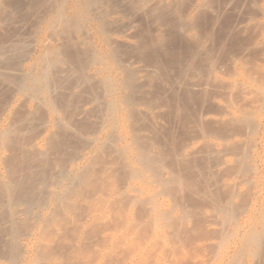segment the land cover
Here are the masks:
<instances>
[{
	"label": "rangeland",
	"instance_id": "374dc122",
	"mask_svg": "<svg viewBox=\"0 0 264 264\" xmlns=\"http://www.w3.org/2000/svg\"><path fill=\"white\" fill-rule=\"evenodd\" d=\"M105 1L103 0V3L110 5L108 6L110 11L109 14L104 13L109 17L105 18L104 15L102 22L106 24L103 28L105 29V26L106 29L108 28V31L104 30L108 34L101 32L95 26L97 23L90 19L88 29L83 30L85 37L77 32L74 38L83 42L80 43L81 49L88 47L89 50H94V53L101 50L100 53L107 54V60L112 58V52L108 53V51L117 50V46L119 51L121 47L125 48L122 49L124 53L127 52L131 56L122 53V50L120 51L122 54L119 53L122 57L118 56L123 62L126 61L124 63L130 64V66L122 65L125 71L119 65L121 61L119 58H116L119 63L116 59L115 61L114 59L109 60V65L105 63L107 68L112 67L109 68L111 71L106 69L105 61L99 59L103 61V64H99L98 59H92L93 63L97 61L95 65L92 62L90 64V60L84 64L86 71L82 72L84 76L81 75L87 80L84 79V81L82 77L79 78L80 75L76 76L77 72L74 70L72 72L68 64L60 62V64L56 63V66L55 64L48 66L50 70L46 69L48 75L44 71L49 79L47 81V77L45 78L48 83L44 81V87L46 86L45 89L48 90L50 96L48 93H45L48 96L40 93L35 95L32 92H28V95L27 92L25 95V92H20V94L15 85L8 87L6 92L8 107L12 113L11 118L21 127L17 125L19 130L21 129L20 137L23 136L25 143L39 145L38 149L45 152L46 159L51 156L47 161L50 163L52 172L58 171L59 166L69 168L71 165L82 162L90 152L94 154L95 148H99L102 141L107 143L110 140L107 138L112 133L115 134H112L113 138L119 137L117 141L113 139V143H116L111 146L112 148L116 145L120 149V144L128 146L123 148L121 145L123 152L131 156L126 157L122 153L120 156L126 158L119 157L120 162L128 164L126 159L129 158L128 162L132 164L130 166L128 164L127 169L130 167L132 170L134 167L139 177L134 175L135 178H131L126 172L127 178L122 176L124 171L120 172L122 175L117 172L119 173L118 178L123 177L118 181V188L121 186L122 190L119 193L121 195L124 191L122 188H125V195L135 197L131 204H135V199H141L139 201L141 203L137 202L139 205L136 204L135 207L128 205L127 210L124 211L126 216H123L126 221L119 217L118 212L123 201L119 202L118 208L114 205L109 209H103L104 211L100 209L98 214L96 212L98 216L106 213L104 215L107 219L104 218L103 223L108 220L112 222V218L118 219L117 223L121 220L125 221L123 226L120 223L118 232L102 231L101 235L112 236L108 240L112 243L98 248L100 252L96 264L99 262L105 264L103 261L106 254L116 251L118 244L116 247L112 246L116 245L115 241L120 236H122L119 239L121 241H118L121 242L122 248L121 253L117 251L119 258L116 257L117 254L115 256L111 254L113 258H118V262L125 256L124 254L120 258L122 249L127 246V243L131 244L128 248L135 245L133 241L137 243L139 241L140 244L137 247L139 252L137 249L133 250L132 257L126 254L129 256H125L128 259H126V264H133V262L134 264H264V0ZM22 2L26 4L27 0H22ZM101 3L95 7L102 9L103 12L105 9L107 11V7L101 8L104 7ZM8 7L6 4L0 7V24L2 25L0 26V55H2L0 60L5 62L7 73L10 72L7 68L11 64L15 66L13 72H27L30 68L33 70V67L36 69V56L43 51L41 49L48 45L56 46L57 42L52 44L46 38L50 35L48 29L44 28V31L42 29L43 34L41 31L39 35L36 34L39 30L37 29L36 32V26L32 27L34 17L28 15L29 13L24 11L25 8L18 10ZM69 8L71 4L65 6V14L71 11L68 10ZM88 8L86 13L90 16L96 8L92 7V10ZM3 10L7 11L6 14ZM86 33L89 34H87L88 37ZM104 35L107 37L105 42L113 41L110 45L107 43L109 48L104 42L106 39ZM89 36L92 39L87 44L91 47L84 46L87 45L85 41H88ZM47 41L50 44H46ZM134 45L141 50L135 51ZM2 46H4L3 49ZM54 46L52 48H55ZM4 49L8 54L3 52ZM7 49H10L9 52ZM154 57L156 61L153 60ZM111 61L118 64L111 63ZM132 62L134 64H131ZM64 63L65 66H63ZM98 69H102L101 75ZM69 70L71 73L67 75ZM107 71L111 76L114 73L117 75V79L113 76L115 83L119 86V96L125 95L124 97L128 98L131 93L134 99H132L133 104L124 102L127 107L121 102L117 123H115L118 127L115 126V130L113 129L117 131L116 133L110 131L106 123L108 122L105 116L107 115L106 105L103 104H106L105 101L110 98L105 90L104 92L99 89L102 88L99 83L102 79L100 77H105ZM131 72L134 76L132 83L134 84V80L136 85H139L135 87L134 84L137 90L126 88L127 86L123 84ZM72 73L75 75H71ZM121 75H124V78ZM97 81L99 84H96ZM70 82L73 86L68 85ZM76 82L78 83L75 84ZM117 82L123 84L124 87ZM97 89L99 91H96ZM93 90L99 93V97L101 93H106L107 98L103 95L106 99L104 97L101 98L102 100L99 99ZM136 91L137 95L134 96ZM33 94L35 98L37 97L35 102ZM29 95L33 99H30ZM131 97L128 98L130 101H132ZM44 100L45 103L42 102ZM100 103L103 104L100 105ZM133 108L138 111V114L133 113ZM21 119L24 122H21ZM119 133L121 137L117 135ZM135 136L140 138V143ZM51 137L52 140L49 141ZM120 139L122 141L118 143ZM49 145L52 146L49 147ZM110 145L107 146L110 147ZM107 146V149L102 148L106 155H102L105 157L109 154L107 156L109 159L113 156V159L117 160V153L113 155V150L110 153L111 148L108 149ZM96 152L100 153L101 150L100 152L96 150ZM47 153L51 154L47 155ZM137 157L141 158L137 160L138 162ZM153 158L158 163L154 167H160L159 169L151 167L154 165V163L150 164ZM50 160L54 163L52 164ZM112 164L111 167H113ZM122 181L125 182L122 184ZM134 188L137 190L136 193L138 189L140 193L134 192L133 194L131 189L134 190ZM115 195L109 194L106 199L110 202L109 200L114 198V201L110 203L117 205L118 199ZM126 203L123 202L124 205ZM153 208L154 211L156 209V214ZM149 209L151 211H148ZM157 209L163 212L162 217L160 211H158L160 214H157ZM109 210L113 211H111L113 213L111 219ZM122 212L123 209H121L120 216ZM114 213H118V218L114 217ZM156 215H160L158 216L160 218ZM148 218L150 221L147 220ZM127 220H131V223ZM112 224L109 225L112 226ZM130 224L131 227L135 224L133 225L136 226L135 230L129 228ZM128 230H131L130 233L127 232ZM136 234L139 238L142 235L143 238L137 241ZM21 238L20 241L23 243L24 239ZM155 242L160 246L153 244ZM110 258L109 260L112 259ZM124 259L119 263H125ZM113 260L110 264H113ZM117 261L114 264H118Z\"/></svg>",
	"mask_w": 264,
	"mask_h": 264
},
{
	"label": "bare ground",
	"instance_id": "6f19581e",
	"mask_svg": "<svg viewBox=\"0 0 264 264\" xmlns=\"http://www.w3.org/2000/svg\"><path fill=\"white\" fill-rule=\"evenodd\" d=\"M115 1H117V0H115ZM104 2H106V1L104 0ZM98 3H101V5L104 6L101 8L107 7V9H108V6H110L108 4L103 3V0H27L26 4H24L22 2V0H0V7H1V5L5 6V4H6L7 7L9 6L12 9H13V7L18 9V10L19 9L24 10V8H25L24 11L28 12L29 13L28 15H33V17H34V20L32 21L33 22L32 27L36 26V29H35L36 32H37V29L39 30L38 31L39 33H36V34L39 35L40 31L42 29L44 31V28L48 29L50 31V32L48 31L50 33V35H48L49 37L47 36L46 38H48L49 42L52 44H54V42L58 43V44L55 43L56 46L52 45V47L54 46L55 48H52L49 45L48 46L45 45L46 47L45 48L43 47L41 49L43 51L40 53V55L36 56L37 59L35 57V59H36V61H35L36 67L35 68L36 69H34V67H33V70H31V68H30L29 69L30 71H27V72H24V71H22V72L14 71L13 72V70L15 69L14 68L15 66L13 67L12 64H11V66L9 64L10 67L7 69H10V70H8V72L10 71L11 73L10 72L7 73L6 66H4V65H6L5 62L3 60L2 61L0 60V264H96L98 262V253L100 252V251H98V248H103L104 246H106V244L109 243L108 240L110 239V237H112L111 235L105 236L106 234L101 235L102 231L107 232V230H108V232H109L111 230L112 232H118V230H120L119 227L121 226L120 223L123 226L125 224V221H126L125 217H123L126 213V212L124 213V211L127 210L129 204L131 206L133 205L131 203H133V200L135 197H133L132 195L131 196L125 195V193H124V191L126 190L125 188H122V189H124V191L120 195L119 192H121L122 190L120 188L121 186H119V188H118V184H119L118 181L120 178L123 179V177H125L126 174H128V176L130 175L131 178H135L134 175L138 176L139 174L137 175V173H138V172H136L137 169L136 170L133 169L134 167L132 168V170L130 167H129V169H127L128 167H126V166L128 164H129V166H130V164H132V162L131 163L128 162L129 158L126 159L127 160L126 163H128V164L124 163L125 164L124 165L123 163H121L123 161L120 162V158L122 157L120 155L122 153L125 154L126 157H128L129 155L131 156V154H129L127 156V154L125 152H123V148L128 147V146H126V144L124 146L122 144H120V149L117 148L116 145L113 146L114 148L111 147L114 143H116V142L113 143V139H115L117 141V139H119L118 136L116 138H113L114 136H112V134H113L112 133L111 135H109L110 137L107 138V139H110L109 141H107V143L102 141L101 146H99V148H97V147L95 148L94 154L90 152L89 155L87 157H85L82 162L76 163L73 166L71 165V167H69V168L58 165L59 166L58 171H53V172H55V173H53L51 171L52 168L50 167V163H49V161H47V159L49 160V157H51V156H49V157L47 156L48 158L46 159L45 152L38 149L39 145H37L36 143L30 144L28 141L27 142L29 144L25 143L23 136H22V138L20 137V130L21 129L19 130V128H18L20 126L18 125V122H14L12 120V118H11L12 113L9 110L10 107H8L9 103H8V99H7L8 97L6 95V92H7V88L12 87L13 85L16 86V89H17V91H19V93L25 92L24 95L26 94V92H27V95L31 92L35 93V95L37 93H40L42 95L45 93L46 94L48 93V95H49L48 90L45 89L46 86L44 87V81H46L48 79V77L46 76V74L49 70L48 66H53L54 64L56 66V63L60 64V62H61V64H62V62H65L72 69V72L74 70V72L78 73V74H76V76L80 75V77L78 76L79 78L82 77L81 76V75H83L82 72L86 71V69H84V67H85L84 64L87 61L89 62V60H90V64H91V62L92 63L94 62L93 61L94 59L95 60L96 59L103 60V61H105L104 65H106V69L111 71V69H109L111 66L107 68V64L109 65L108 61L112 60V59H114V61H115L116 58L117 59L119 57L121 58L122 56H119V53H120V55L122 53H124L123 50L125 48L121 47V50L123 49L122 51L120 50L122 52L121 53L118 49V46H117V50H116L115 47L113 45H111V47L113 46V49H115V50L108 51V53L112 52L111 53L112 58H111V56L110 57L108 56V58H111V59L107 60V54L100 53L101 50L98 53H96V52L94 53V50H89L88 47L86 49H85V47H83L84 49H81L80 48L81 42L79 41L80 39L76 40L74 38V34L77 32H79V34H82L85 37V35H84L85 33H83V30H85V28L88 29L90 19L97 23V25H95L94 23L93 24L95 26H97V28L101 32L106 29V26H105V29L103 28V26L106 24H103L102 18H104L103 17L105 15L104 13L109 14L108 12L110 10L108 9L106 11V9H105V12H103L102 9H99L98 7H97L98 8L97 9L95 6L98 5ZM70 4H71V8H69L68 10H71L70 11L71 13L67 10L68 13L65 14L64 10H66V9H64V8L67 5L70 6ZM116 6H117V4H116ZM88 7L90 8V10H92L91 9L92 7H94V9L96 8L95 11L90 13V16L88 15V13H86L87 12L86 9ZM12 9H11V11H12ZM3 12H4V10H3ZM6 12L7 11L5 10L4 14H6ZM24 14H26V13H24ZM106 17L108 18L109 16L105 15V18ZM30 23H31V19H30ZM119 23H121V22H119ZM116 25H117V23H116ZM0 26H2V25L0 24ZM118 26L116 28H118ZM102 28H103V30H102ZM89 29H92V28H89ZM92 30L89 31L90 34H91ZM107 31H104L105 35L108 34ZM118 32H120V31H118ZM41 34H43L42 31H41ZM87 34L88 33H86V37H88ZM105 35H104V37H105ZM99 36H100V34H99ZM90 37L91 36H89V38ZM89 38H88V41H85V40H83V41H85L87 44V42L89 43V41L92 39V38H90V39ZM105 38L106 39L104 40V42L107 41V37H105ZM148 39H149V37H148ZM111 41H110V43L113 42V41L112 42ZM139 41H142V40L139 39ZM49 42L47 41L46 44ZM100 43H101V41H100ZM107 43L108 42H105V44H107ZM110 43H108V44L110 45ZM108 44H107V47L109 48ZM88 45H89V47H91L90 44H87L84 46H88ZM100 46H102V45H100ZM104 46H103V48H105ZM150 46H151V44H150ZM3 47L4 46H2V49H3ZM135 48H136V46H135ZM9 50H8V52H9ZM15 50L17 51V49H15ZM96 50H99V49H96ZM137 50H141V49L136 48L135 51H137ZM128 51H129V48H128ZM133 51H134V49H133ZM3 52H6L5 49ZM126 53H124V54H126ZM128 55H130V54H128ZM1 56L2 55H0V57ZM58 57H60V58H58ZM126 57H128V56H126ZM120 58H119V60H121L120 63L118 62L119 60H117V59H116L117 60L116 62H118L119 65H121L120 67H122V69H123V66L128 65V63L127 64L124 63L126 61L123 62L122 59H120ZM154 59H155V57L153 58V60ZM100 60L98 61L99 64H101L103 62ZM106 60H107V62H106ZM127 60H129V59H127ZM151 61H152V59H151ZM154 61H156V60H154ZM154 61H152V63ZM96 62L93 64L95 65ZM112 62L113 61H111V63ZM116 62H113V63L115 64ZM122 62L124 64H122ZM133 62L131 64H134ZM65 63L63 66H65ZM105 63H107V64H105ZM118 63H116V64H118ZM87 64H88L87 67H89V63H87ZM93 64H92V66H93ZM155 64L157 65V63H155ZM7 65H8V63H7ZM57 66H59V65H57ZM114 66L116 67V65H114ZM114 66H113V68H114ZM128 66H130V64ZM155 68H156V66H155ZM46 69H48L47 72H46ZM65 69H67V68H65ZM83 69H84V71H83ZM125 69H126V67H125ZM101 70H99L100 75L102 72ZM120 70H118V71H120ZM154 70H153V72H154ZM44 71L46 72V74H44ZM92 72H94V71H92ZM13 73H14V75H13ZM69 73H71L70 70H69V72H67V75H69ZM95 74H97V72H95ZM106 74H105L106 75L105 77L101 76L100 77V78H102V79H100L101 81L100 82L97 81L96 84L100 83V87H102L103 89L102 88H99V89L102 91L105 90L107 95L110 98V100L107 99L108 101H105V102H107L106 104L100 103V105L101 104L106 105L105 106L106 109L102 107V109L106 110L107 115L104 114L105 116H107L106 118L108 120V122H106V123H108V127H109L108 129L110 131H114L115 126H117V125H115V123H117L116 120H117V115L119 113L121 102L123 103V105H124V102L127 104L128 103L133 104L134 99L131 97V95H132L131 93H130V96L128 95L129 93L127 95L129 97H131V100L133 99L132 101H130L128 99L129 97L128 98L124 97L125 96L124 94H123L124 95L123 97L119 96L120 95L119 89H118L119 86L114 81V76L116 78L117 75H114L115 74L114 73L113 74L114 76L112 75L113 76L112 77L111 75H109L108 71ZM126 74H127V72H126ZM148 74H146V75H148ZM44 75H45V77H44ZM71 75H73V73ZM74 75H75V73H74ZM128 75H127L125 82L123 84L125 85V87L127 86L126 88H132V90H134V89L137 90L136 88H134V84H135V87L136 86L138 87L139 85H136L134 80H133L134 84L132 83V78L134 77V76H132V72H131V74H128ZM88 76H90V74ZM92 76H93V73H92ZM121 77L124 78V75L123 76L121 75ZM139 77H141V76H139ZM45 78H46V80H45ZM82 79L84 80L85 78L82 77ZM82 79H80V80L82 81ZM90 80H91V78H90ZM90 80H88V81L90 82ZM47 81H46V83H48ZM121 81H124V80L121 79ZM50 82H51V80H50ZM118 82H119V79H118ZM77 83L78 82H76L75 84H77ZM49 84H47V85H49ZM81 84H82V82H81ZM123 84H119V85L124 87ZM138 84H140V83H138ZM68 85H71V82ZM71 86H73V83ZM97 86H99V85H97ZM99 89H97L96 91H99ZM121 89H122V87H121ZM122 90H124V89H122ZM127 90H129V89H127ZM93 91H92V94H93ZM96 91H94V92H96ZM89 92H91V91H89ZM106 93H104V94L101 93L102 95L100 94L101 97H99V95H98L99 93L97 94V92H96L97 97H99V99L104 97L103 95H105ZM145 93L146 92H144V94ZM42 95H41V97H42ZM48 95H46V96H48ZM93 95H94V97L96 96L95 94H93ZM121 95H122V93H121ZM135 95H137V91H136V93H134V96ZM141 96H140V98H141ZM33 97H34V94H33ZM105 97L107 98L106 95H105ZM29 98L33 99L32 97H30V95H29ZM36 98L34 97V99H33L34 102H35ZM95 99H96V97H95ZM46 100L48 101V99H46ZM9 101H11V100H9ZM42 102L45 103V100ZM50 103H52V102H50ZM50 103H48V104L50 105ZM48 104H47V106H48ZM125 107H127V106H125ZM99 109H101V108H99ZM130 110H127V111L130 112ZM104 111H103V113H104ZM134 112H137V114H138V111H135V109H134L133 113ZM98 113H99V110H98ZM129 115H131V113ZM132 115H134V114H132ZM104 120H105V118H104ZM21 122H24V121H22V119H21ZM120 123H122V122H120ZM17 125H18V127H17ZM62 126H63V123H62ZM62 126L60 128H62ZM116 132L117 131H114V133H116ZM109 133H111V132H109ZM113 135H115V134H113ZM117 135H120V133ZM120 137H121V135H120ZM122 137H123V135H122ZM136 138L139 139L138 143H140L139 142L140 138L138 136ZM124 139H126V138H124ZM133 139H134V137H133ZM50 140H52V137H51V139H49V141ZM134 140H136V139H134ZM141 140H142V138H141ZM144 140L146 142V139H144ZM144 140H143V142H144ZM121 141L122 140L120 139V142H118V143H121ZM136 142H137V140H136ZM50 143L52 144V141ZM92 143H93V141H92ZM98 143H99V140H98ZM105 143H106V146L111 144L110 147L109 146H107V147H109L108 149L111 148L109 150L110 153L112 152V150L114 151L113 155H115V153H117V157H116L117 160L113 159V156L111 157L112 159H109L107 157L109 154H107V156H105V157H107L105 159V157L103 156L105 154V152H104V150L102 151V148L107 149L106 146H105V148L103 147L105 145ZM141 143H142V141H141ZM64 144H65V142H64ZM93 144L95 145V140H94ZM89 145L87 147H89ZM121 145L123 146V148L121 147ZM142 145H143V143H142ZM51 146L49 145V147H51ZM146 146H145V149H147ZM55 147H56V145H55ZM84 147H86V146H84ZM96 150H99V152L101 150V152L98 153V152H96ZM45 151H49V150L45 149ZM126 151H128V150H126ZM48 154L50 155L51 153H47V155ZM143 154H145V153H143ZM54 155H55V153H54ZM125 156L122 157L121 159L126 158ZM133 156L134 155H132V157ZM139 157L136 158V161L137 160L139 161V159H141ZM134 158H135V156H134ZM134 158H132L133 161H134ZM155 158H156V156H155ZM153 159H151V161L148 160V162L149 161L151 162V163L149 162L151 165L154 163L153 166H151V165H149V166L153 167V169L158 168V167H154L155 165L157 166L158 163L155 159H154L155 161H153ZM112 160H116V161L113 162ZM110 161L113 163V164L111 163L113 165V167H111ZM65 162L67 163V161H65ZM51 163L53 164L54 161H51ZM123 171H124V175L121 174V173H123ZM117 172H119V173L121 172L120 175H122L123 177L118 178L117 176H119V173H117ZM159 175H157V176H159ZM122 179H120V180H122ZM123 182H125V181H122V184H123ZM135 190H136L135 188H134V190L131 189L133 194H134V192L135 193L137 192V190L136 191ZM138 193H140L139 189H138ZM138 193H136V194H138ZM109 194H116L115 196L118 199L117 205H116V203L111 204L112 201H114V198H111V199L109 198L110 199L109 201L111 203L107 201L106 197H108ZM136 194H135V196H136ZM129 195H130V193H129ZM122 196H123V200H122ZM135 200H136V202H134L135 204L132 207H135L136 204L141 203V202H139L141 199H135ZM121 201L128 203V204L127 203L125 204L126 205L125 208H124L125 205ZM115 202H116V200H115ZM119 202H121V206H122V208H121V206H120V208L123 209V212H122L123 214H122V216H120L121 215V209L119 208V210H120V211H118L119 217L122 220L125 219V221L121 220L122 221L121 222L119 219L120 223H117L118 219L115 218L116 219L115 220L114 218H112V216H113L112 215L113 213H111L112 210H109V212L111 214L108 213L111 215V216L109 215V218L110 217L112 218V222H114V220H115V223H113V224L110 220H108L109 224L111 223L112 226L107 224L108 223L107 221L105 223H103L105 220L104 218L107 219V217L104 215L106 213H104L103 215L101 214L99 216L96 215V212L98 214V211L100 212V209L106 210L105 208L109 209L114 205L117 206V208H118V205L120 204ZM153 207H156V206L153 205ZM139 209H142V208H139ZM103 211H101V212H103ZM140 211H142V210H140ZM148 211H151V210L149 209ZM148 211H147V213H149ZM153 211H154V208H153ZM158 211H160V210L157 209V214L161 213V217H162L163 212L160 211V213H158ZM114 212H116V211H114ZM138 212H139V210H138ZM154 212L156 214V209ZM154 212H152V213H154ZM114 214H115L114 217L118 216L117 215L118 213H114ZM133 214L137 215L136 213H133ZM142 215L144 216V214H142ZM156 216L158 217L160 215H156ZM134 217H136V216H134ZM136 218H134V219H136ZM149 218L147 220H149ZM158 218H160V217H158ZM138 219L136 221H138ZM143 219H144V217H143ZM127 221H129V220H127ZM132 223H133V221H132ZM106 224L108 227L106 226ZM133 225H135V224H133ZM133 225L131 227V224H130L129 228L131 227L132 230H135L136 226H133ZM138 225L140 226V224H138ZM102 226H104V227L101 228ZM109 226H111L110 229H107V228H109ZM116 226H118L117 227L118 229L116 228ZM133 227H134V229H133ZM124 228H126V227H124ZM130 231L128 230L127 232L130 233ZM109 233H111V232H109ZM129 236H131V234ZM136 236H137V234H136ZM21 237H23V239H24L23 243H21L22 241H20ZM141 237L143 238L142 235L140 236V238ZM146 237L144 236L145 239H148V237L147 238ZM157 237H158V235H157ZM120 238H122V236H120ZM140 238L137 236V241ZM117 241H115L116 245L113 244V246H112V247H114V246L116 247L118 244V247H117L118 249L116 248V251H115V248H113L116 253L113 251L108 252V253L106 252L108 255L106 254L105 257L108 259L109 262L104 257L105 259H104L103 263L105 262V264H110V263H112L111 260L114 259L113 260V264H114V262H116L118 260L119 256H118L117 251L121 253L122 247H121V242H119L121 240L118 241L120 243V245ZM133 242H135V245H134V243H132V245H134V246H132V247L130 246L128 248V245H131V244L127 243V246H126L127 248L125 247L126 248L125 249L123 247V249H122L123 251H122V254H120V258H121V256H124V254H125V256H128V255L130 256L131 254L133 255V252H134L133 250L137 249V247H139V245H140L139 241H138V243L136 241H133ZM144 242H146V241H144ZM111 243H109V244H111ZM136 243H137V246H136ZM153 244H157V243L155 242ZM157 245H159V244H157ZM150 247H152V246H150ZM158 248H160V247H158ZM128 249H129V251H128ZM124 250L125 251L127 250L128 253H127V251L125 252ZM106 251H108V249ZM139 251L140 250L137 249V252H139ZM137 252H135V254ZM111 254H113L114 256L117 254L116 257H118V258H116V257L113 258V255H111ZM126 254H128V255H126ZM132 255H131V257H132ZM100 256H101V253H100ZM125 256L122 257V260L119 259V262H121V261H123V258H125L124 259L125 263L123 262L122 264H126L127 257H125ZM109 257H111L112 259L110 258L111 260H109ZM119 262H118V264H121ZM99 264H100V262H99ZM133 264H134V262H133Z\"/></svg>",
	"mask_w": 264,
	"mask_h": 264
}]
</instances>
